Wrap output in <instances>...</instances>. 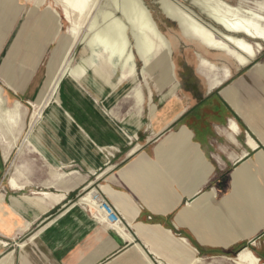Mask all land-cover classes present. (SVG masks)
<instances>
[{
	"label": "crops",
	"instance_id": "0c3cea01",
	"mask_svg": "<svg viewBox=\"0 0 264 264\" xmlns=\"http://www.w3.org/2000/svg\"><path fill=\"white\" fill-rule=\"evenodd\" d=\"M37 14L11 34L4 50L8 71L1 75L10 88L19 80L16 88L27 100L38 94L49 44L30 45L39 36L28 27L39 23ZM13 63L25 68L19 78ZM246 69L222 96L208 93L196 107L179 97L163 102L151 120L156 137L104 170V185L84 188L103 198L119 221L69 204L79 186L57 190L66 196L59 203L44 194L58 182L46 181L29 196L23 192L30 187L16 178L23 189H15L13 175L7 182L10 156L0 146V264H240L237 256L210 262L240 245L264 264V78L253 66ZM201 77L210 90L221 85ZM257 87L261 97H251Z\"/></svg>",
	"mask_w": 264,
	"mask_h": 264
},
{
	"label": "rangeland",
	"instance_id": "374dc122",
	"mask_svg": "<svg viewBox=\"0 0 264 264\" xmlns=\"http://www.w3.org/2000/svg\"><path fill=\"white\" fill-rule=\"evenodd\" d=\"M143 1L160 31L171 43V60L175 67L174 81L166 79L164 76L163 55L156 58L154 73L151 76L147 75L145 79L141 75L142 64L135 57L137 76H127L121 79L120 70L114 72L101 63L95 73L92 66L88 67V78L85 81L83 78L75 77L73 70L82 59L89 60L90 52L79 42L73 43L69 54L72 58L70 72L61 80L48 105L43 108L33 122L32 114L35 110H41L42 106L40 108L39 106L47 101L49 95L52 94L53 78H59L61 75L62 52L66 41L70 39V25L64 19L62 10L51 0H46L41 7L36 6V0H0V86L3 88L2 97L7 105L19 101L23 106L24 113L16 129L19 140L14 149H8L9 141L1 138L0 146L4 156L8 151L10 152V158L6 164L7 182L13 175L19 182L29 186L30 189L23 193L32 196V193L43 189L42 184L46 181L58 182V188L55 187L45 192L58 193L57 190L62 189L61 187H65V190L66 188L73 190L79 186L75 191L70 192L68 203L79 202L83 196L90 192L84 191L88 184L96 183L91 190L98 185L105 184L107 174L101 175L104 170L119 165L131 150L138 145L142 148L143 144L147 141L151 142L156 137L153 133L151 120H154L163 102L179 97L184 100V103L196 107L207 99L208 93L222 96L224 89L239 82L241 75L249 72L247 69L243 70L226 54L210 51L201 44L184 38L178 25L167 19L161 12L159 0ZM176 1L192 7L189 1ZM224 1L233 7L236 6L235 8L241 7L264 16V0ZM110 3L111 0H101L98 3L99 10L101 8L105 10L106 5H110ZM53 10L59 14L61 24L59 32H55L50 25H41L40 23L35 26L28 25L29 28L34 27L40 37L32 39L30 45L33 47L36 45L40 49V47L46 46V40L49 44L46 46L40 71H38L42 75L38 90L39 96L37 94L35 100H27L23 94L18 93L16 87L19 80L13 85V88L7 87L2 81L1 75L4 76L8 71L4 61L6 43L20 25L19 23L25 21L28 16L35 19L34 15L38 13L39 20L44 13ZM194 10L199 13L197 9ZM108 11L114 12L111 8ZM102 27L104 26L102 25ZM82 32L87 33L88 27L82 29ZM49 33L53 34L51 39H49ZM203 58L208 59L215 68L203 66L201 64ZM259 58L264 63V52ZM254 67L255 65H253V69ZM24 69L22 64L13 63V78L16 75L19 78L20 73H24ZM203 75H211L212 82L217 86L223 84V87L220 85V88L210 90L206 80L201 77ZM236 89L240 91L237 86ZM138 90L144 97V103L141 106L137 104L135 92ZM173 91L174 93H172ZM256 91L250 96L261 97L262 92L259 87ZM256 101L255 99V104ZM153 106L156 108L154 113L151 112ZM35 107L37 108L35 109ZM246 130L248 131V129ZM98 166L100 169L95 172ZM53 183H50V186H53ZM3 188L2 190H4ZM95 194L100 198L96 192L93 193V195ZM245 248L249 249L247 245H240L230 254L211 255L210 262H227L234 259Z\"/></svg>",
	"mask_w": 264,
	"mask_h": 264
},
{
	"label": "bare ground",
	"instance_id": "6f19581e",
	"mask_svg": "<svg viewBox=\"0 0 264 264\" xmlns=\"http://www.w3.org/2000/svg\"><path fill=\"white\" fill-rule=\"evenodd\" d=\"M51 1L62 10L64 19L70 25V39L63 47L61 75L59 78H53L52 94L49 95L47 101L39 106V108L42 106L41 110H35L32 114L33 122L43 108L48 105L61 80L70 72L72 58L69 54L73 43L79 42L90 52L89 60L82 59L73 70L75 77L83 78L85 81L88 78V67L92 66L95 73L101 63L114 72L120 70L121 79L127 76H137L135 57L142 64L141 75L145 79L147 75L151 76L154 73L155 60L159 55L164 56L165 78L174 81L175 67L171 60V43L160 31L143 0H111L105 10L98 8V3L101 0ZM185 1H189L193 8L176 0H159L158 2L161 12L167 19L178 25L184 38L197 42L210 51L226 54L241 68L255 65L254 71L264 78V63L259 58L264 52V16L241 7L235 8L236 6L233 7L224 0ZM45 2L46 0H36V6L41 7ZM110 8L114 12L108 11ZM194 9H197L199 13ZM38 21L41 25H50L55 32L60 30L61 24L57 11H47ZM87 27L88 32H82V29ZM52 33L48 34L49 39L53 36ZM201 64L205 67L215 68L206 58L201 60ZM203 76L209 79L211 87H218L212 82L211 75ZM2 93L3 88L0 86V138L9 141L8 149L13 150L19 140L16 129L24 115L23 106L19 101L7 105ZM135 93L137 104L141 106L144 103L142 92L138 90ZM233 106L237 109L236 105L233 104ZM155 111L156 108L151 107V112ZM233 126L232 128L237 129L236 125ZM9 156L10 152L8 151L5 158L8 159ZM10 181L15 189H23L17 184L16 178L13 177ZM93 193L94 191L87 193L79 200V203L100 212L98 203L93 201ZM44 194L57 203L66 200L65 194ZM237 261L240 264L258 263L255 256L246 250L237 255Z\"/></svg>",
	"mask_w": 264,
	"mask_h": 264
},
{
	"label": "built area",
	"instance_id": "2783aa9c",
	"mask_svg": "<svg viewBox=\"0 0 264 264\" xmlns=\"http://www.w3.org/2000/svg\"><path fill=\"white\" fill-rule=\"evenodd\" d=\"M93 201L98 203L100 212H97V210L92 209L88 205H86L85 207L91 210V212L93 211L94 218L102 219L103 215H105L104 219H106V221H119V217L116 211L103 198H99L95 194L93 195Z\"/></svg>",
	"mask_w": 264,
	"mask_h": 264
}]
</instances>
